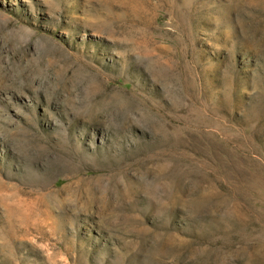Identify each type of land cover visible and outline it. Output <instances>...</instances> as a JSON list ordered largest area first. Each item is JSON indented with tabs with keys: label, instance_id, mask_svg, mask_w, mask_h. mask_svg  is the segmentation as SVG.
Segmentation results:
<instances>
[{
	"label": "rangeland",
	"instance_id": "rangeland-1",
	"mask_svg": "<svg viewBox=\"0 0 264 264\" xmlns=\"http://www.w3.org/2000/svg\"><path fill=\"white\" fill-rule=\"evenodd\" d=\"M0 264H264V0H0Z\"/></svg>",
	"mask_w": 264,
	"mask_h": 264
}]
</instances>
